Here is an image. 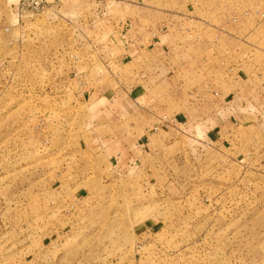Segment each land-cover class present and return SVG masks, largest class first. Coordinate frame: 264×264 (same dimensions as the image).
<instances>
[{"label": "rangeland", "instance_id": "374dc122", "mask_svg": "<svg viewBox=\"0 0 264 264\" xmlns=\"http://www.w3.org/2000/svg\"><path fill=\"white\" fill-rule=\"evenodd\" d=\"M48 1L16 24L0 0V264H264V118L205 135L264 85V0ZM130 96L187 125L127 137L100 113Z\"/></svg>", "mask_w": 264, "mask_h": 264}, {"label": "crops", "instance_id": "0c3cea01", "mask_svg": "<svg viewBox=\"0 0 264 264\" xmlns=\"http://www.w3.org/2000/svg\"><path fill=\"white\" fill-rule=\"evenodd\" d=\"M223 31H225V30H223ZM226 34H229V32L227 31ZM226 34H223V38L226 37L225 36ZM231 38L236 39V37L234 38V36H231ZM257 48L258 47H255L253 49L257 50ZM213 55H215V56H213ZM217 55H218V53L216 54L215 51H213V47H212V49H208L207 51H205L203 53V55L201 57H199V59L202 60V65H200V68H202L203 66H208L209 62H211V61L213 62V59L215 57H217ZM115 61L117 62V65L129 68L128 73L130 72L131 76L133 78H138L140 76L141 79H144V80H140L138 82L146 83L145 82L146 80L147 81H149L150 79L155 80V78H157V80H160L157 83L160 86H164V82L167 79L165 74L162 75V72H161V70L163 69V71H164V68H166V67H163L162 65H160V63H157L158 59H155V57H154L153 63L155 66H157V68L155 66H151L152 64L149 62L148 57H146V59H145L143 56H140V55L136 56V55H133L132 53H130V54L127 53L125 55L120 54L115 59ZM155 63H157V64H155ZM209 66H211V65H209ZM178 69H181V65L180 66L179 65L174 66V68L168 67V69H165V70H167V73H170V72L176 73L177 71H180ZM174 86H175V84H174ZM131 87H133V86L131 85ZM138 87H140V89ZM132 89H133L132 92H134V91L138 92L139 90L144 89V85L134 86ZM259 92H260V94H259ZM257 93H258V94H256L257 96H259L261 99H264V85L261 86L257 90ZM138 94H140V93H138ZM216 95H217V93H215V96ZM256 95H254V96H256ZM224 96L225 95L222 94V97H220L222 99V101L227 103V104H229V103L232 104V102H233L232 99L228 100L226 102L225 100H226L227 96H225V97ZM254 96H252L251 99L244 97L242 99L243 101L239 98L236 99L239 102L238 105L241 107V109H239L240 113L237 114L236 110H234L232 108H230V109L226 108V109H229V117H228L229 121L228 120L227 121L222 120L221 118H218L217 121H215L216 119L213 118L214 124L212 127H209V129L206 131L205 135L209 139L218 138L216 135H220V133L223 132L225 129H227V131H231L232 129H234V126L237 124V122H241L243 120L241 122L243 125V124H254V123H256V121L262 120L264 118V115L263 114L258 115L257 114L258 112L256 109H254L255 110L254 113L251 112L249 109L247 112L243 111V110L247 109V105H246L247 103H249V105H252V103L254 105L256 103L255 98H253ZM130 97L132 98V100H130L131 99ZM130 97H129L130 98L129 100L124 101L123 103L117 101V103H115V104L112 103L114 105L111 104L110 105L111 107H106V109L103 110L105 113H102V112L100 113L101 120L103 119V122L106 120L105 123H111V126H113V127H120L123 125V123L129 122V126H127V128L124 132H125V135L127 137H132V138L134 135V126H132V125H133V122L135 121L136 117L139 116L138 115L139 112H143V114H145V119H144L145 121H146V117L148 116L149 122H152L154 124L153 125V131H157V129L159 127H164L167 129L171 128V127L176 128L178 124H182L180 121H177L176 116H174L172 118H167L164 115L161 116L159 113L155 114V111H152V109L150 107H151V105L158 104V102L157 103L152 102V103H147L146 105H140L139 103H137V100H136L137 98H135V100H134V98L132 96H130ZM159 110H158V112H161ZM242 112H244V113H242ZM106 114L108 115V117ZM220 120L222 123L218 122ZM235 120H237V121H235ZM182 125L186 126L187 122L183 123ZM143 132H144V134L140 138H138L137 143L141 141L142 142L141 146H143V147L140 146L139 148H143V152L146 155H147V153H148V155H150V153H152L153 151L151 149H149L148 145L150 144V141L152 140V138L154 136H159V135H158V132L157 133L152 132V129L147 130V131L145 129V131H143ZM129 134H131L132 136H130ZM111 138H112V135H111ZM117 138H118V136L115 135V139H117ZM159 139H160V137H159ZM131 147L129 145V148L125 147V149H124V150H126L127 153H129V157H130L129 161H131L132 155L137 154V151L139 150L138 146H136V145L135 146L133 145L132 148ZM117 160L118 159H116V161ZM117 163H118V161L116 162V164Z\"/></svg>", "mask_w": 264, "mask_h": 264}, {"label": "built area", "instance_id": "2783aa9c", "mask_svg": "<svg viewBox=\"0 0 264 264\" xmlns=\"http://www.w3.org/2000/svg\"><path fill=\"white\" fill-rule=\"evenodd\" d=\"M50 4H52V1L48 0H17L12 9L16 24L24 19L41 15L48 9Z\"/></svg>", "mask_w": 264, "mask_h": 264}]
</instances>
